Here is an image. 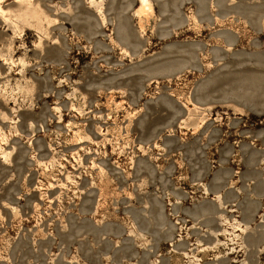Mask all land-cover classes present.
<instances>
[{"label": "rangeland", "instance_id": "rangeland-1", "mask_svg": "<svg viewBox=\"0 0 264 264\" xmlns=\"http://www.w3.org/2000/svg\"><path fill=\"white\" fill-rule=\"evenodd\" d=\"M151 1L0 17V264H264V0Z\"/></svg>", "mask_w": 264, "mask_h": 264}, {"label": "bare ground", "instance_id": "bare-ground-1", "mask_svg": "<svg viewBox=\"0 0 264 264\" xmlns=\"http://www.w3.org/2000/svg\"><path fill=\"white\" fill-rule=\"evenodd\" d=\"M3 1L4 0H0V17H2L5 21H6V23H8L9 21L10 22H12L13 23V25L14 26H17V20L18 19H22V20H28V19H36V20H39L40 19V16H41V9H40V7H39V5L38 4H36L34 1L35 0H17L16 2L18 3V9L15 11V13L14 12H12V10H14V9H12L11 11L10 10H6L4 7H3ZM88 2H89V4L90 5H92V6H94L96 9H97V11L99 12V14H100V16L102 17V20H103V22H105L106 21V17H105V14H104V12H103V1L104 0H87ZM139 2H140V7H139V9L136 11V15L139 17L138 19H140V21L142 20V18L143 17H146V16H148L150 13H153L152 11H153V6H152V1L151 0H139ZM41 5V4H40ZM42 6V5H41ZM135 11V10H134ZM47 12V11H46ZM134 13V12H133ZM14 14V15H13ZM195 15V14H194ZM10 16H14L15 17V20L13 21L12 19H11V17ZM138 21V20H137ZM194 21H196V22H198L197 21V19L195 18V20ZM51 21H48V23H50ZM21 28V27H20ZM41 42V41H40ZM2 57V60L4 61V64H8V59L7 58H5V57H3V56H1ZM12 63H13V61H11ZM21 63V62H20ZM22 64V63H21ZM11 67V66H10ZM29 80V79H28ZM15 85V84H14ZM26 85H28V84H26ZM15 90V89H14ZM12 91V90H11ZM14 95V94H13ZM2 96V95H1ZM7 97V96H6ZM3 99V98H2ZM191 101V100H190ZM9 102V101H8ZM15 103V102H14ZM191 103L193 104V110L192 111H194L195 113L197 112V113H200V115H202V116H200L198 119L200 120V122H203V121H205V115H204V113H203V111L205 110V109H201V107L200 106H198L197 104H195V103H193L192 101H191ZM75 110H77V108L76 107H74L73 105H71ZM56 109H59V108H56ZM60 110V109H59ZM58 110V111H59ZM2 114H3V117H4V120H5V122L4 123H6V122H10L11 124H16V123H18V120L19 119H17V120H12L9 116H8V114L7 113H5V112H2ZM192 115H194V113L193 112H191L190 114H189V117H191ZM1 116V115H0ZM199 116V115H198ZM206 118H207V116H206ZM60 120V119H59ZM189 121V120H188ZM70 123V122H69ZM68 123V124H69ZM184 123V122H183ZM12 125L11 127L12 128H14L15 129V131H16V134L17 135H20V132H19V129L17 128V124L16 125ZM31 124V127L33 126V122H31L30 123ZM10 125V124H9ZM184 125V124H183ZM187 125V124H186ZM198 125V124H197ZM185 126V125H184ZM182 127V126H181ZM9 128V127H8ZM32 130V129H31ZM73 130V129H72ZM58 131V130H57ZM33 133V132H32ZM35 134V133H34ZM0 158L1 159H3V161H4V163H7L8 161H11V159H10V157H11V155H13V152H14V150H16V148L15 147H9V144H8V136L6 135V133H5V130H4V128L2 127V126H0ZM29 138V137H28ZM32 138V137H31ZM91 139V138H90ZM83 140V137L82 136H78L77 137V142H80V141H82ZM30 145L32 146V144H31V142H30ZM49 146V145H48ZM53 148V147H52ZM51 148V149H52ZM50 149V150H51ZM33 151V150H32ZM52 151H53V149H52ZM36 152H37V150H36ZM55 152H56V150H55ZM52 153V152H51ZM57 153V152H56ZM55 153V154H56ZM34 154V153H33ZM52 155V154H51ZM36 156V155H35ZM42 156V155H41ZM57 156V155H56ZM37 157H38V155H37ZM36 157V158H37ZM44 157H46V156H44ZM53 157V156H52ZM35 158V157H34ZM39 158L40 157H38L37 158V161H39ZM42 158H43V156H42ZM47 158V157H46ZM58 158V157H57ZM77 158V157H76ZM56 159V158H55ZM52 160V159H51ZM79 160V159H78ZM2 161V160H1ZM80 162H81V160H79ZM40 162V161H39ZM93 162V161H92ZM35 163V162H34ZM10 164V163H9ZM37 164H38V162H37ZM96 164V163H95ZM3 165V164H2ZM7 165V164H6ZM39 165V164H38ZM97 165V164H96ZM10 166V165H9ZM51 167V166H50ZM44 168V167H43ZM52 168H54V167H52ZM45 171V170H44ZM50 171H52V170H50ZM99 171H100V168H99ZM98 171V172H99ZM48 172H49V170H48ZM103 172V171H102ZM102 172L100 171V173L102 174ZM45 174H46V172H45ZM69 176H70V174H69ZM72 176V175H71ZM70 176V177H71ZM26 177V176H25ZM13 178V177H12ZM69 178V177H68ZM66 179V178H65ZM71 180V179H70ZM73 181V180H72ZM78 183V182H77ZM62 186V185H61ZM66 187H67V185H66ZM204 192L205 193H208V190L207 189H205L204 190ZM217 193V192H216ZM254 194V193H253ZM40 195H42V194H40ZM258 195V194H257ZM48 196V195H47ZM217 196V195H216ZM256 196V195H255ZM43 197V196H42ZM219 198V197H218ZM43 199H44V197H43ZM222 200V199H221ZM224 201V200H223ZM226 202V201H225ZM224 202H220V206H222V208H224V204H223ZM38 207V206H37ZM13 209H14V207H13ZM17 210V209H16ZM229 210V209H228ZM18 212V211H17ZM224 212V211H223ZM228 212H234L233 210H231L230 209V211H228ZM225 213V212H224ZM237 216V215H236ZM220 217V216H219ZM220 218H222V217H220ZM264 220V219H263ZM233 223L230 221V220H228V219H225V221H224V226L226 227L224 230H222L223 231V233H220V234H218V235H222V234H229V235H234V236H237L238 237V235L239 234H237L236 232H241V233H244L245 231H246V227L247 226H243V225H241V223L238 221V220H236V219H233ZM259 221V220H258ZM263 222V221H262ZM132 223V222H131ZM222 223V222H221ZM220 223V224H221ZM133 224V223H132ZM132 224H130V225H132ZM264 225V224H263ZM192 226V225H191ZM136 227V226H135ZM128 228H129V226H128ZM136 229V228H135ZM219 229V228H218ZM230 229H232L233 230V232H230ZM138 230V229H137ZM213 230V229H212ZM216 230V229H215ZM214 230V231H215ZM136 231V230H135ZM134 231V232H135ZM130 232V231H129ZM131 233L133 234V232H132V230H131ZM186 233V232H185ZM212 233V232H211ZM210 233V234H211ZM132 234H130V235H132ZM137 234V233H136ZM216 234V233H215ZM247 234V233H246ZM133 235H135V234H133ZM212 235V234H211ZM263 236V235H262ZM187 238V237H186ZM215 238V237H214ZM236 238V237H235ZM263 238V237H262ZM229 239V238H228ZM245 239V238H244ZM261 239V238H260ZM259 239V240H260ZM233 240V239H232ZM243 240V239H242ZM216 241V240H215ZM212 242V241H211ZM231 242V241H230ZM234 242V241H233ZM208 243H210V242H208ZM207 243V244H208ZM259 243V242H258ZM201 244V243H200ZM244 244H247V242H245ZM243 244V245H244ZM259 245V244H258ZM257 245V246H258ZM207 246V245H206ZM248 246V245H247ZM205 247V246H204ZM241 247H243V246H241ZM171 249V248H170ZM181 249V248H180ZM183 249V248H182ZM191 249V248H190ZM201 249V248H200ZM199 249V250H200ZM205 249V248H204ZM177 250V249H176ZM238 251V250H237ZM246 252H247V250H246ZM245 252V253H246ZM233 253V252H232ZM186 255V254H185ZM247 255V254H246ZM185 257V256H184ZM196 260H198V258H196ZM191 261V260H190ZM192 262V261H191ZM197 262V261H196ZM195 262V263H196ZM248 262V261H247ZM193 263V262H192ZM194 263V264H195ZM151 264V263H150ZM153 264V263H152ZM160 264V263H159ZM189 264V263H188ZM252 264V263H251Z\"/></svg>", "mask_w": 264, "mask_h": 264}]
</instances>
